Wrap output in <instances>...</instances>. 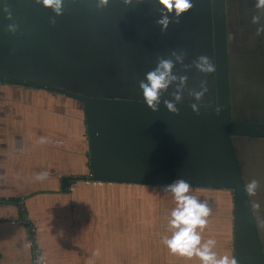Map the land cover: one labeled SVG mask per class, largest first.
<instances>
[{
    "label": "crops",
    "instance_id": "obj_1",
    "mask_svg": "<svg viewBox=\"0 0 264 264\" xmlns=\"http://www.w3.org/2000/svg\"><path fill=\"white\" fill-rule=\"evenodd\" d=\"M4 1L0 0L1 12ZM206 3L210 19V0H199V6ZM108 7L111 11H102V20L95 14L98 12L95 4L91 8L93 20L87 27L91 45L100 44L97 40L99 24L109 37H113L114 24L119 23L113 17L115 9L129 16L127 20L132 18L135 22L137 9L142 10L137 14H142L145 12L143 9L154 6L145 3L143 6L126 7L122 0H109ZM88 9L76 10L75 25L79 24L78 20ZM187 18L190 19V15ZM106 24L109 30L105 29ZM47 33L49 41L55 40L49 29ZM60 33L65 36L66 30L61 28ZM55 44L48 43L49 46ZM51 57L54 58L34 60V65L38 63L40 66L37 69L47 76L59 74L62 67L64 76L59 58ZM47 59H52V62ZM25 65L23 63L21 67ZM81 66L77 69H82ZM13 103H3L0 108V202L5 203L0 204V264H33V248L38 249L44 264H200L195 257L186 263L178 262L177 258L173 262L167 256L163 260L160 258L162 252L156 245L161 244V236L172 235L171 231L161 228V220L168 219L165 213L171 210V200H175L170 192L157 186L111 183L93 185L92 194L81 191L73 196L70 190L61 191L60 172L64 168L59 158L65 157L66 151V106L59 100L50 104L35 100L26 107ZM40 173H46V178L37 180L36 176ZM36 187L51 191L46 194L47 198L36 200L34 211L38 224L29 225L22 203L27 198L24 193H30ZM11 197H19L21 202L4 201ZM221 205L223 208L218 212L220 205L215 201L213 205L208 204L211 214L207 218V227L201 232L202 242L214 239L216 245L213 251L218 256L228 255L231 258L233 198ZM34 233L38 234L41 246L35 245ZM132 240L136 243L139 240L142 247H129ZM96 245L103 247L97 248Z\"/></svg>",
    "mask_w": 264,
    "mask_h": 264
},
{
    "label": "water",
    "instance_id": "obj_2",
    "mask_svg": "<svg viewBox=\"0 0 264 264\" xmlns=\"http://www.w3.org/2000/svg\"><path fill=\"white\" fill-rule=\"evenodd\" d=\"M5 2L9 6L12 0H5L3 6ZM20 2L17 0V5ZM38 9L45 10L47 19L53 17L51 10L43 6ZM62 16L56 17L54 26L46 23L50 32L60 29ZM210 25L212 61L216 65L214 102L199 103V115L191 108L193 102L178 104L179 115L170 113L163 104L158 112H152L143 97H108L102 85L93 95L74 92L53 80L43 82L20 72L0 75V84L55 93L81 104L89 175L62 176L61 191L75 181L165 187L180 178L191 183L192 189L230 191L233 257L238 264H264V242L257 225L264 224V122L233 119L229 67L232 36L227 30L226 0H210ZM9 34L7 28L0 29V37ZM50 42L56 43L53 40L46 48L36 47L39 44L32 48L46 50V58H58L59 44L49 46ZM6 44L10 43L3 41ZM23 45L13 43L15 49ZM12 56L3 58L10 61L4 70L12 69L13 62L20 60ZM252 179L258 180L260 187L256 195L249 196L245 185Z\"/></svg>",
    "mask_w": 264,
    "mask_h": 264
},
{
    "label": "trees",
    "instance_id": "obj_3",
    "mask_svg": "<svg viewBox=\"0 0 264 264\" xmlns=\"http://www.w3.org/2000/svg\"><path fill=\"white\" fill-rule=\"evenodd\" d=\"M68 1L71 3L70 5L66 4L65 13L62 16L63 23L60 26V29L66 30L65 36L60 33V29L52 31L56 47L60 43L58 58L60 64L64 67V76L61 67L60 73L51 77L54 79L55 84L70 88L71 91L93 95L97 86L102 85L103 88L106 87L105 91L107 93L105 94H108V96L121 95L116 93V91L122 90L126 95L140 99L143 94L139 88V82L144 79L148 71L156 66L158 57L167 58L172 51H183L186 53L184 64L191 65L201 55H206L212 60L210 19H208V26H205L203 17L199 19L202 14L199 13L201 10L198 8L199 3H196L197 0L194 2L196 7L194 8L195 20L193 23L187 22L184 15V24L182 20L179 23H171L168 30L164 33L161 32L160 26L156 23L160 17L155 7L143 9L145 12L142 14H137L142 11L137 9L135 22L132 18L127 20L129 16L115 9V13L112 15L119 21L121 26L114 30L115 34H113V37H109L105 30L99 29L97 40L100 44L93 43V45L90 44L87 27L93 20L91 8H93L95 3H93V0ZM13 2L14 0L9 5L13 20L6 19V14L0 11V29L7 28L13 22L18 25V30L15 34L9 32L8 36L0 37V70L8 68L10 65V61L3 58L14 55L11 58L18 56L20 59L18 61L26 63L25 69L28 72L25 73H30L34 69L35 74L33 72L31 74L39 76V73L43 71L33 68L35 66L34 60H43L48 56H46L48 53L44 49L40 51L32 47L37 44L39 45L36 47H47V42L49 41L47 29L49 27L46 23L50 22V18L47 19L48 14L45 13V10L41 11L34 6H30L29 2L21 0L19 5H17V0H15L14 4ZM254 3L255 0H227V30L232 36V43L229 47L232 115L243 121H254V119L264 117V35L257 36V25L251 22L252 16L256 14ZM80 8L82 10L85 8L90 9L78 20L79 24L75 25L74 20L78 14L76 10ZM95 10L98 11L97 9ZM102 11L110 13L111 10L108 7V9L105 8L95 12L100 20H102L101 15L104 13ZM51 15L54 16L55 14L52 12ZM98 22H93V24ZM179 32L182 34L180 35ZM3 41H8L10 43L9 46L7 44L3 45ZM61 41L65 44H61ZM14 42L18 44L22 42L24 45L15 49L13 47ZM62 46L64 51L61 49ZM79 65L83 66H81L82 69L80 70L77 69ZM174 71L177 75H186L188 77L184 93H188V89L199 91L200 82L206 80L208 92L205 93L199 103L214 102L213 74L205 76L197 71L194 66L190 70L185 71L180 64H176ZM174 88L175 85L169 89V92L165 94H168L167 97H163V99L168 98ZM36 95L41 97H38L39 99L34 98L33 96L36 97ZM35 100L47 104L59 100L66 106L65 117L67 120L64 135L66 151L65 157L59 158L64 168L63 172H60V177L88 176L85 124L81 104L55 93L0 84V108L3 103H9L10 101L19 107L22 105L26 107ZM193 101H195L194 97H186L183 100V102ZM47 108H51V106ZM75 137L76 139H74ZM50 159H56V157H51ZM95 184L97 183L75 181L70 183L68 190L74 196L82 191L83 186L88 187ZM160 188L164 189L165 187ZM24 191L22 190L23 193ZM191 192V195L207 202V204L213 205L215 201L217 205H220L217 209L218 212H221V208H223L221 204L226 200L229 202L232 198L230 191L221 189H191ZM4 201L15 203L18 200L15 197H11L4 199ZM171 201V210L165 213L168 215V219L161 220V228L168 231H170L169 220L171 219V212L177 206L175 200ZM0 204L5 203L0 202ZM257 225L264 242V224L262 226L257 222ZM175 257H177L178 262L183 263L191 260L179 255H175Z\"/></svg>",
    "mask_w": 264,
    "mask_h": 264
},
{
    "label": "clouds",
    "instance_id": "obj_4",
    "mask_svg": "<svg viewBox=\"0 0 264 264\" xmlns=\"http://www.w3.org/2000/svg\"><path fill=\"white\" fill-rule=\"evenodd\" d=\"M38 6L51 10L55 15L50 17V23L56 24V17L62 16L65 12L66 0H34ZM126 7L143 6L145 3H151L159 13V19L156 23L160 26L161 32L168 30L171 23H179L182 15L193 9L192 0H122ZM109 6V0H95L96 9L103 10ZM254 7L256 14L252 16L251 22L257 25L256 35H264V0H255ZM3 12L6 19L13 20L10 7L5 2ZM18 25L13 22L7 26V31L15 34ZM186 53L181 51H172L170 56L158 57L156 66L145 74L143 80L139 82V88L143 94L144 104L152 112H158L163 104L166 109L173 114L179 115L178 104L183 102V94L187 87L188 77L186 75H177L174 71L176 64L183 66L185 71L193 66L205 76L216 72V65L206 55H201L192 62L191 65L184 64ZM175 85L170 93L173 99H163L169 89ZM200 90L188 89V95L195 98L196 102L191 103L193 112L199 115V102L208 92L207 81L202 80L199 85ZM219 113V109H217ZM46 173L37 174V180L46 178ZM260 182L256 179L250 180L245 185V192L249 196L256 195ZM192 184L187 180L180 178L173 183L165 186L164 190L170 192L177 206L171 212L169 220V229L172 232L171 237H163V244L173 254L192 259L197 258L200 264H238L235 257L228 255L218 256L213 251L216 241L208 239L202 242L201 232L207 227L208 217L211 214V208L207 202L197 199L191 195ZM258 207V205H257ZM37 264H44L42 257L37 259Z\"/></svg>",
    "mask_w": 264,
    "mask_h": 264
},
{
    "label": "rangeland",
    "instance_id": "obj_5",
    "mask_svg": "<svg viewBox=\"0 0 264 264\" xmlns=\"http://www.w3.org/2000/svg\"><path fill=\"white\" fill-rule=\"evenodd\" d=\"M24 1H26V2H29V4H31L30 6H34V7H36V6H38V5H36L35 3H34V0H24ZM203 1H205V0H203ZM42 6V5H41ZM41 6H38V8H41ZM206 6H207V3L205 4V5H200L198 8L201 10V12H202V17H205V26H208V23H209V20H208V13H209V11H208V13H207V10H206ZM30 8V7H29ZM202 17H199V18H202ZM99 29H103V26H102V28H101V25L99 26ZM105 29L107 30H109L110 29V27L106 24L105 25ZM181 35V34H180ZM23 65V63H21L20 61H14L13 62V64H12V69H10V70H0V75L2 76V77H9V76H11L12 74V71L13 70H18V69H21V66ZM40 65L37 63V65L36 66H34L33 68H38ZM34 70V69H33ZM31 71V72H33L34 73V71ZM31 72L30 73H23L22 72V74H24V75H33V74H31ZM35 74V73H34ZM34 76H36L37 77V79H39V80H42V81H46V78H45V76H37V75H34ZM50 80V79H49ZM48 81V80H47ZM65 88H67V87H65ZM67 89H69L70 90V88H67ZM196 91H198V90H196ZM107 93V92H106ZM116 93H119V94H121V95H116V96H108V97H119V98H127V99H132L134 96H131V95H126L124 92H122V90H117L116 91ZM106 95H108V94H106ZM110 95H112V94H110ZM168 95V94H167ZM167 95H164V97H167ZM189 98V97H192V96H189L188 95V93H184L183 94V99H185V98ZM166 99H173V97L170 95L168 98H166ZM193 102H196V101H193ZM70 115V114H69ZM233 119H235V120H238L234 115H233ZM255 120H258L257 122H259V121H261V122H264V117H262V118H257V119H254V121ZM88 183V182H87ZM87 183H79V184H87ZM50 191L51 190H49L48 188H45V187H36L35 188V190H32V192H30V193H24V195L25 196H27V198H25V202H23L22 203V207H23V209L25 210V216H26V222L28 221V224L29 225H36V224H38V222H37V220H36V215L35 214H37V213H35V207H36V200H39V199H41V198H47V195L46 194H49L50 193ZM93 186H88V187H85V186H83L82 187V193H88V194H92L93 193ZM70 193H71V191H70ZM117 196H114V198H116ZM16 198V197H15ZM18 201L17 202H15V203H20L21 201H20V199H18V198H16ZM26 201H27V203H26ZM135 225L136 224H134V227H135ZM33 236H34V242H35V245H37V247L38 246H41L40 245V243H39V240H38V234L37 233H34L33 234ZM161 239H163V236H161ZM138 245L140 246V247H142V245L140 244V242H139V240H137V243H136V241H134V240H132L131 241V245H129V247H131V248H136V247H138ZM96 247L97 248H101V247H103V246H98V245H96ZM156 247H158L160 250H161V252H162V257L160 256V258H161V260H163V259H165L166 258V256L169 258V260H171V261H175V258H177V257H175V255L176 254H173V253H171L170 251H169V249L163 244V242H161V244H158V245H156Z\"/></svg>",
    "mask_w": 264,
    "mask_h": 264
},
{
    "label": "flooded vegetation",
    "instance_id": "obj_6",
    "mask_svg": "<svg viewBox=\"0 0 264 264\" xmlns=\"http://www.w3.org/2000/svg\"><path fill=\"white\" fill-rule=\"evenodd\" d=\"M206 1V0H205ZM204 1V2H205ZM195 0H192V3L194 4V7H193V9L192 10H190L188 13H186V14H184L185 16H186V18H185V20H187V22H190V23H193V21L195 20L194 18H195V10H194V8L196 7V5H195ZM226 2H227V0H226ZM196 3H199V0H197V2ZM210 7V6H209ZM199 13H201L202 14V12L200 11ZM184 15H182V17L180 18V20H182L183 21V16ZM188 15H190V19L188 20L187 19V16ZM199 15V14H198ZM200 17V16H199ZM202 17V16H201ZM200 19V18H199ZM203 19H205V17H203ZM185 20L183 21V24H184V22H185ZM227 27H228V15H227ZM184 29V28H183ZM185 30V29H184ZM186 32H188L187 30H185ZM39 34V33H38ZM179 34H182V33H180L179 32ZM238 35H239V33H238ZM15 72H20L21 74H22V72L23 73H25V72H28L26 69H25V67H21V69H18V70H16V71H12V73H15ZM45 76V78H46V81L47 80H53L54 81V79H52V77L51 76H47L46 75V73L45 72H41V73H39V76ZM31 76H33V75H31ZM34 77H36V76H34ZM37 78V77H36ZM86 87V86H85ZM99 86H97V88H98ZM97 88H96V90H97ZM102 88H103V86H102ZM105 89H106V87H104L103 88V91L106 93V91H105ZM96 93V92H95ZM257 122V121H256Z\"/></svg>",
    "mask_w": 264,
    "mask_h": 264
},
{
    "label": "built area",
    "instance_id": "obj_7",
    "mask_svg": "<svg viewBox=\"0 0 264 264\" xmlns=\"http://www.w3.org/2000/svg\"><path fill=\"white\" fill-rule=\"evenodd\" d=\"M39 258L38 249L33 248L32 250V263L37 264V259Z\"/></svg>",
    "mask_w": 264,
    "mask_h": 264
}]
</instances>
